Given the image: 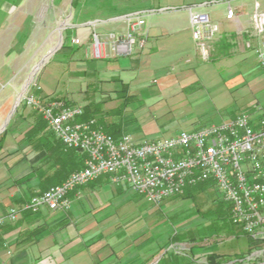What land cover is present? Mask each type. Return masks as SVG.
<instances>
[{"label":"rangeland","instance_id":"374dc122","mask_svg":"<svg viewBox=\"0 0 264 264\" xmlns=\"http://www.w3.org/2000/svg\"><path fill=\"white\" fill-rule=\"evenodd\" d=\"M83 1L10 0L4 3L0 0V7L4 3L3 7L10 12L0 34V89H6V95L11 94L12 101L21 97L17 110L29 107L23 100L27 93L36 94L42 102L61 99L68 101L69 105L83 107L91 101H104L105 104L116 100V107L119 111H124L120 115L115 114V117L130 119L128 123L133 127L130 128L140 134L137 141H145L175 136L184 130L194 131L221 124L240 113L253 114L257 105L263 106L264 71L255 61L241 66L244 79L241 81L233 79L234 74L225 64L213 62L200 65L197 73H194L197 77L188 82L189 85L179 84L163 89L154 79L159 77V71L174 72V64L169 60L156 72V76L146 81L147 89L134 91L135 97L130 98L129 102L126 103L129 99L127 96H107L111 93L110 89L104 86V83H110V75L105 74L107 70H101L98 76L93 77L75 76L73 71L84 66L79 62H83L85 56L95 60L104 59V53L103 57L95 56L94 34H98L100 42L110 47L108 37L117 33L113 28L119 22H124L111 21L110 17L125 12L126 2ZM158 2L163 5L167 1ZM77 9L82 10L81 17L75 18ZM225 9V4H219L217 7L219 13ZM170 13L158 9V21L168 19ZM177 13V16L184 17L185 11L182 9ZM86 19L97 21L93 24L97 27V32L90 29L91 37L84 44L76 43L73 39L79 37L78 30L82 26L75 25L74 22ZM23 30L29 33V37L21 47V44L17 46V37ZM67 34L71 36L67 37ZM135 36L138 42L146 37L138 31ZM137 49H140L139 44L136 45L135 51ZM7 97L4 96L3 100ZM104 104L101 107L105 109L96 112L105 113L108 109ZM107 113L109 115V112ZM262 115L264 111L255 116ZM92 119L94 118H86L83 115L76 121L86 122ZM52 136L64 147L54 134ZM64 149L67 150L65 147ZM69 152L78 151L70 149ZM77 162L76 167L79 168L76 170L84 166V155H81ZM53 182L56 184V180ZM127 196L109 198L111 204L103 212L107 217L114 218L111 219L114 225L108 233L106 232V236H141L143 229L145 236H162L161 249L156 252L158 258L144 264H171L172 259L180 262L179 264H189L190 260H193L194 264H199L196 263L197 260H201V264H264V236H248L239 226L232 223L230 205L224 201L213 181L187 187L184 194L176 195L158 206L150 204L144 197L131 190ZM189 236L194 238L186 241ZM231 236H239L241 245L232 247ZM114 243L112 249L115 248L113 250L118 259H108V264H120L124 253L117 252L121 249H126V254H129L128 244L122 241ZM218 246L225 249L223 254L220 252L222 259L218 262L208 259L209 254L206 251L217 249ZM194 248L197 252L191 253ZM105 249L104 244L99 248V254ZM104 256L102 258L105 259ZM101 261L98 264H106Z\"/></svg>","mask_w":264,"mask_h":264},{"label":"crops","instance_id":"0c3cea01","mask_svg":"<svg viewBox=\"0 0 264 264\" xmlns=\"http://www.w3.org/2000/svg\"><path fill=\"white\" fill-rule=\"evenodd\" d=\"M3 1L6 3L10 0ZM120 1L126 2L124 5L126 11L110 18L111 21L124 20V22H119L113 28L114 31L117 33L128 31V24L125 21L127 15H143L146 24L137 31L147 38L145 48L137 49L132 56H119L111 46L105 44L103 60L85 56L84 61L79 62L84 66L73 71L75 76L93 77L98 76L101 70H107L105 74L110 75L108 78L110 83H104V86L111 91L107 96L113 95L117 98L127 96L129 99L126 103L129 102L130 98L135 97L133 92L145 89L146 81L156 76V72L169 60L174 64L172 69L175 73L159 71V77L154 79L163 89L179 84L189 85L188 82L197 77L194 73L200 65L213 62L225 64L234 74L233 79L241 81L244 80L241 66H247L252 61L258 62L257 49L261 38L254 29L253 20L256 14L264 11V0L249 2L165 0L167 2L163 5L158 2L161 0H116V2ZM4 3L0 7V34L10 13L3 7ZM219 4L226 6L221 13L217 10ZM229 6L235 8L236 16L233 19L226 17ZM190 7L194 11L208 14L220 26V32L208 44V59L204 58L193 39ZM158 9L170 11L171 16L159 22L156 16ZM182 9L185 11L184 17L177 16V12ZM81 12V9H77V15L74 14V17H81ZM95 22L97 21L94 19L74 22L75 25L82 26L78 30L79 37L76 38L81 44L91 37L90 29L96 31L97 27L93 25ZM68 36L71 35L67 34ZM28 37L29 33L26 30L21 31L17 37V46L21 44L22 47ZM1 70L2 67L0 81ZM90 85L91 83L89 87ZM6 93V89H0V215L14 206L22 209L33 195L63 182L70 173L79 168L76 167L79 162L77 160L78 158L80 160L82 155L79 152L65 150L52 136L47 122L40 113L31 107L17 110L21 97L12 101L11 94L6 95ZM4 96L8 97L3 100ZM114 101L105 104L104 101L96 102L97 104L91 101L84 107L77 106L84 108L86 118H95L103 128L116 135L129 134L138 140L140 134L130 128L132 127L128 123L130 119L115 117V114L120 115L124 110L119 111L116 107L117 102ZM102 104L108 110L105 113L96 112L105 109L102 108ZM256 107L253 115L264 111V104ZM53 180H56V184H53ZM129 190L122 185L114 184L109 177L102 176L71 194L73 205L68 212H54L43 208L40 213L33 214L22 210L16 222L7 223L0 228L2 264H98L101 260L108 264L110 259H118L114 252L115 248L112 249L114 242L117 241L128 244L129 250V254H126V249L117 252L124 253L120 264H144L157 259L156 252L161 249L162 236H145L144 229L141 236H106V232L108 233L110 227L114 225L111 220L114 218L107 217L103 210L111 204L109 198L128 197ZM172 198L166 199L162 204ZM193 238L189 236L186 241ZM240 239L239 236H231V246H240ZM103 243L106 249L99 254V248L103 247ZM219 247L206 251L209 254L208 259L215 262L222 259L220 252L222 251L223 254L225 249ZM193 252H197V249H192L191 253ZM103 255L105 259L102 258ZM172 260L171 264L180 263ZM190 261L189 264H194L193 260ZM196 263L201 264L202 261L197 260Z\"/></svg>","mask_w":264,"mask_h":264},{"label":"built area","instance_id":"2783aa9c","mask_svg":"<svg viewBox=\"0 0 264 264\" xmlns=\"http://www.w3.org/2000/svg\"><path fill=\"white\" fill-rule=\"evenodd\" d=\"M189 10L193 39L208 59V44L216 38L220 26L208 14L194 11L192 7ZM235 16V8L229 6L226 17ZM125 20L128 31L112 33L108 42L117 55L132 56L136 45L140 49L146 46V37L138 42L135 36L146 20L141 14L127 15ZM253 26L261 38L257 57L264 71V11L255 15ZM94 37L95 56L103 57L105 43L100 42L98 34ZM23 100L43 116L50 131L67 150L84 155V166L60 184L33 195L22 209L14 206L0 215V228L16 222L22 210L33 214L43 208L68 212L73 205L74 191L107 176L114 184L130 189L157 206L168 198L184 194L187 187L213 181L230 205L232 223L248 236H264V115L240 113L221 124L137 141L129 134L115 136L107 132L95 118L77 122L84 108L61 99L42 102L36 94L27 93Z\"/></svg>","mask_w":264,"mask_h":264},{"label":"trees","instance_id":"16d2710c","mask_svg":"<svg viewBox=\"0 0 264 264\" xmlns=\"http://www.w3.org/2000/svg\"><path fill=\"white\" fill-rule=\"evenodd\" d=\"M65 102L68 103L67 101H65ZM83 115H85V110H84V114H83ZM83 115H82V116H83ZM106 131L109 132V133H111V134H113V135H115V136H119V135H116L114 132H112V131H110V130H108V129H106Z\"/></svg>","mask_w":264,"mask_h":264},{"label":"bare ground","instance_id":"6f19581e","mask_svg":"<svg viewBox=\"0 0 264 264\" xmlns=\"http://www.w3.org/2000/svg\"><path fill=\"white\" fill-rule=\"evenodd\" d=\"M27 86V85H26ZM21 101V100H20ZM19 103V102H18Z\"/></svg>","mask_w":264,"mask_h":264}]
</instances>
